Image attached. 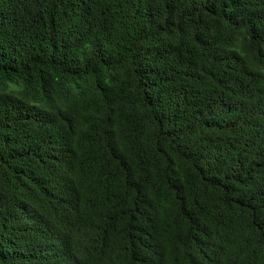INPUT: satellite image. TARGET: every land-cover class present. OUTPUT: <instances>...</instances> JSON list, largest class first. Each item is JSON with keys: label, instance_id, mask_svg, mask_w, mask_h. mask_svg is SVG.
I'll return each mask as SVG.
<instances>
[{"label": "trees", "instance_id": "trees-1", "mask_svg": "<svg viewBox=\"0 0 264 264\" xmlns=\"http://www.w3.org/2000/svg\"><path fill=\"white\" fill-rule=\"evenodd\" d=\"M0 264H264V0H0Z\"/></svg>", "mask_w": 264, "mask_h": 264}]
</instances>
